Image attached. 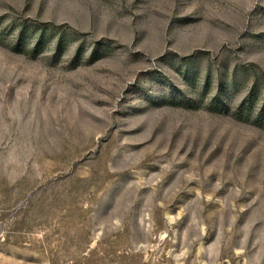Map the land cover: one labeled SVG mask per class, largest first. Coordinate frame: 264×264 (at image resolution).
<instances>
[{
    "label": "rangeland",
    "instance_id": "374dc122",
    "mask_svg": "<svg viewBox=\"0 0 264 264\" xmlns=\"http://www.w3.org/2000/svg\"><path fill=\"white\" fill-rule=\"evenodd\" d=\"M0 264H264V0H0Z\"/></svg>",
    "mask_w": 264,
    "mask_h": 264
}]
</instances>
